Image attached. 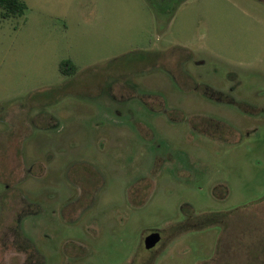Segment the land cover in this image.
Here are the masks:
<instances>
[{
    "label": "rangeland",
    "instance_id": "1",
    "mask_svg": "<svg viewBox=\"0 0 264 264\" xmlns=\"http://www.w3.org/2000/svg\"><path fill=\"white\" fill-rule=\"evenodd\" d=\"M23 1L0 264H264V0Z\"/></svg>",
    "mask_w": 264,
    "mask_h": 264
},
{
    "label": "trees",
    "instance_id": "2",
    "mask_svg": "<svg viewBox=\"0 0 264 264\" xmlns=\"http://www.w3.org/2000/svg\"><path fill=\"white\" fill-rule=\"evenodd\" d=\"M25 8L23 0H0V18L21 15ZM59 71L64 75H72L76 68L69 60H64L59 64Z\"/></svg>",
    "mask_w": 264,
    "mask_h": 264
},
{
    "label": "water",
    "instance_id": "3",
    "mask_svg": "<svg viewBox=\"0 0 264 264\" xmlns=\"http://www.w3.org/2000/svg\"><path fill=\"white\" fill-rule=\"evenodd\" d=\"M159 240V234L157 232L148 234L144 238V246L146 248L152 247Z\"/></svg>",
    "mask_w": 264,
    "mask_h": 264
},
{
    "label": "flooded vegetation",
    "instance_id": "4",
    "mask_svg": "<svg viewBox=\"0 0 264 264\" xmlns=\"http://www.w3.org/2000/svg\"><path fill=\"white\" fill-rule=\"evenodd\" d=\"M154 232H157L158 234H159V240L152 246V247H150V248H146L145 246H144V248L146 249V250H149V249H152L154 246H156V244L160 241V239H161V232H159V231H156V230H154V231H150V232H148V234H151V233H154ZM148 234H146L145 236H147ZM145 238V237H144ZM143 245H144V239H143Z\"/></svg>",
    "mask_w": 264,
    "mask_h": 264
}]
</instances>
